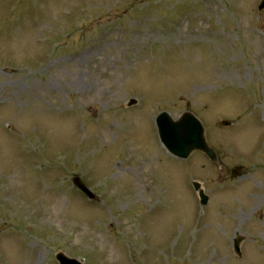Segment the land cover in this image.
I'll return each instance as SVG.
<instances>
[{
  "label": "rangeland",
  "instance_id": "374dc122",
  "mask_svg": "<svg viewBox=\"0 0 264 264\" xmlns=\"http://www.w3.org/2000/svg\"><path fill=\"white\" fill-rule=\"evenodd\" d=\"M260 1L0 0V264H264L263 239L229 247L264 177ZM161 112L197 118L217 163L168 156Z\"/></svg>",
  "mask_w": 264,
  "mask_h": 264
},
{
  "label": "water",
  "instance_id": "95a60500",
  "mask_svg": "<svg viewBox=\"0 0 264 264\" xmlns=\"http://www.w3.org/2000/svg\"><path fill=\"white\" fill-rule=\"evenodd\" d=\"M263 7L264 2L261 4V8ZM132 104L133 102L130 105ZM157 125L162 142L174 155L186 158L192 150L197 149L203 151L213 159L212 152L206 147L203 141L202 130H200L197 121L192 116L185 114L178 123L173 124L163 114L157 119ZM74 184L79 190L83 191L91 199H94L77 179L74 180ZM195 188L198 190L199 186L195 185ZM201 195L202 193L200 192ZM60 260L62 264H75L63 258H60Z\"/></svg>",
  "mask_w": 264,
  "mask_h": 264
},
{
  "label": "flooded vegetation",
  "instance_id": "af4514ba",
  "mask_svg": "<svg viewBox=\"0 0 264 264\" xmlns=\"http://www.w3.org/2000/svg\"><path fill=\"white\" fill-rule=\"evenodd\" d=\"M242 196L239 209L242 216L241 224L243 227L249 228L253 235V229L256 231L259 225L264 226V193L251 192L244 193ZM239 239L241 248L247 241H251L252 243L256 241L253 237L247 239L241 237Z\"/></svg>",
  "mask_w": 264,
  "mask_h": 264
},
{
  "label": "bare ground",
  "instance_id": "6f19581e",
  "mask_svg": "<svg viewBox=\"0 0 264 264\" xmlns=\"http://www.w3.org/2000/svg\"><path fill=\"white\" fill-rule=\"evenodd\" d=\"M56 208V207H55Z\"/></svg>",
  "mask_w": 264,
  "mask_h": 264
}]
</instances>
